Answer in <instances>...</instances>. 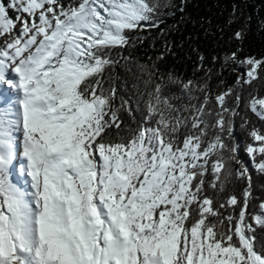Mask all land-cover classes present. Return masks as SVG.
<instances>
[{
    "label": "snow or ice",
    "instance_id": "obj_1",
    "mask_svg": "<svg viewBox=\"0 0 264 264\" xmlns=\"http://www.w3.org/2000/svg\"><path fill=\"white\" fill-rule=\"evenodd\" d=\"M160 23L153 0H0V264H264V200L253 211L233 138L243 96L155 64L135 103L109 84L112 53ZM241 63V90L264 78V59ZM248 107L264 119V98ZM248 135L264 173V128ZM233 174L248 187L217 203L206 180Z\"/></svg>",
    "mask_w": 264,
    "mask_h": 264
},
{
    "label": "trees",
    "instance_id": "obj_2",
    "mask_svg": "<svg viewBox=\"0 0 264 264\" xmlns=\"http://www.w3.org/2000/svg\"><path fill=\"white\" fill-rule=\"evenodd\" d=\"M153 3L158 5L160 28L131 33L130 46L112 53L119 63L107 72L109 84L117 85L120 95L130 96L135 103L144 90L147 69L155 64L158 75L167 78L171 74L179 80L206 83L213 96L229 88L241 94L244 102L233 120V138L240 148L238 157L250 169L251 206L258 211L257 205L264 200V173L254 168L245 149L251 142L248 135L251 128H264V119L248 107L252 97L264 98V78L243 85L242 90L237 78L246 71V65L241 63L246 58L264 59V0H153ZM181 4L183 13L178 8ZM237 32L241 33L240 38L235 36ZM232 53L236 54V61L232 60ZM161 54L163 59H159ZM169 88L178 94L179 85L171 84ZM230 103L235 107L234 97ZM141 113L142 105L134 116L120 111L125 130L137 127ZM206 183L207 194L217 203L232 194L241 196L248 187V182L235 174L227 178L223 191L211 188L210 177ZM257 237L264 239V230L257 228Z\"/></svg>",
    "mask_w": 264,
    "mask_h": 264
},
{
    "label": "rangeland",
    "instance_id": "obj_3",
    "mask_svg": "<svg viewBox=\"0 0 264 264\" xmlns=\"http://www.w3.org/2000/svg\"><path fill=\"white\" fill-rule=\"evenodd\" d=\"M14 179H16L17 182H19V176L18 175H14Z\"/></svg>",
    "mask_w": 264,
    "mask_h": 264
}]
</instances>
